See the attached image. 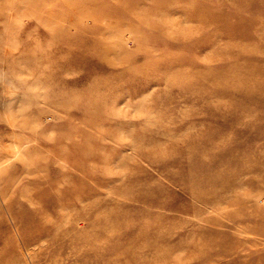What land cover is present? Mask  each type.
Instances as JSON below:
<instances>
[{"label":"rangeland","instance_id":"1","mask_svg":"<svg viewBox=\"0 0 264 264\" xmlns=\"http://www.w3.org/2000/svg\"><path fill=\"white\" fill-rule=\"evenodd\" d=\"M0 264H264V0H0Z\"/></svg>","mask_w":264,"mask_h":264},{"label":"bare ground","instance_id":"2","mask_svg":"<svg viewBox=\"0 0 264 264\" xmlns=\"http://www.w3.org/2000/svg\"><path fill=\"white\" fill-rule=\"evenodd\" d=\"M95 224V223H94ZM95 226H96V224H95ZM106 227V226H105ZM93 228V227H92ZM93 230V229H92ZM94 232V230L92 231V233ZM97 234V233H96ZM78 235V234H77ZM87 235V234H86ZM104 235V234H103ZM100 236V235H99ZM87 240V239H86Z\"/></svg>","mask_w":264,"mask_h":264}]
</instances>
